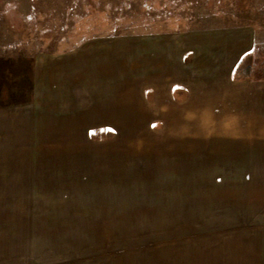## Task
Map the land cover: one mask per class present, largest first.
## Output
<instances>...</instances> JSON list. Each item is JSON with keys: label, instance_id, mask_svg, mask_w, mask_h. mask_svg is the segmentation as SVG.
I'll return each mask as SVG.
<instances>
[{"label": "rangeland", "instance_id": "obj_1", "mask_svg": "<svg viewBox=\"0 0 264 264\" xmlns=\"http://www.w3.org/2000/svg\"><path fill=\"white\" fill-rule=\"evenodd\" d=\"M241 29L252 33V45L264 60V0H0V73L6 86L14 85L27 68L31 72L44 64L46 56L103 53L110 42L117 63L127 59L132 64L126 76L132 88H143L152 101L153 95L145 94V87H152L140 81L145 75L141 62L156 60L162 44L170 58L180 49L197 53L195 63L183 66L184 73L210 68L219 78L237 54L234 45H228L229 32ZM236 34L233 42L238 44L243 40ZM88 65L92 68L91 62ZM152 71L150 82L157 84V71L148 73ZM253 74L250 79L258 80L260 73ZM112 93L115 102L92 107L91 116L102 118L113 110L119 114L125 102L118 91ZM181 95L184 100L179 102L184 103L193 92ZM27 96L3 88L0 103L18 104ZM126 100L131 112L127 103L124 130L91 132L93 147H110L116 155H77L74 152L91 148L84 138L45 139L44 134L50 138L54 133L44 129L42 105L33 109L34 138L18 141L16 155H11L15 141L0 142V151L2 143L13 144L4 148L10 155L0 152V228H5L0 246L9 232L16 236L21 230L19 245L0 252V264H264V172L248 171L263 168L257 163L264 164V149L242 150L257 157L229 156L223 142L205 136L221 131L220 125H192L188 118L177 128L154 123L158 137L168 130L187 133V138L197 134V143H186L198 152L191 157L198 169L196 187L183 190L187 194L182 200L195 202L188 214L182 210L180 219L179 211L147 213L145 198L153 202V211L160 198L156 189L155 194L145 189V152L138 150L145 148V118L137 119L140 104L134 94ZM188 106L182 111H190ZM153 111H159L157 100ZM129 112L134 121L129 122ZM68 122L58 120L54 128L72 135ZM112 137L116 140H104ZM181 147L184 151L183 143ZM11 159L14 170L7 167ZM188 174L181 172L183 178ZM12 202L20 204L17 211ZM11 217L20 220L11 222Z\"/></svg>", "mask_w": 264, "mask_h": 264}, {"label": "crops", "instance_id": "obj_2", "mask_svg": "<svg viewBox=\"0 0 264 264\" xmlns=\"http://www.w3.org/2000/svg\"><path fill=\"white\" fill-rule=\"evenodd\" d=\"M236 32V35L241 36L240 39L243 40L238 44L233 42ZM227 40L229 44L225 42L226 45H234L236 51L234 53L237 54L226 64V70L219 78L215 77L210 68L209 70L201 69L197 73H184L183 66L186 67L185 64L187 63L190 65L195 63L193 59L197 58V53H192V50L189 52L192 48L186 51L180 49L179 52L177 51L174 54L173 58H170L169 55H166L165 45L162 44L164 48L159 50L156 60L148 59L141 62L143 68L145 66V72L143 73L145 75L141 77L140 81H143L145 86L148 84L152 87H145V94L148 92L153 95L151 97L152 101L149 100L148 96L143 95V88H132L131 78L127 79L126 77L127 72L132 71V64H129L127 59L119 60L117 63L115 53L109 51L110 42L107 52L103 51V53L75 52L46 56L43 60L44 64H41V66L36 65V68L31 72H27V68L23 80L15 81L14 85L6 86L0 73V92L3 91V88H9L10 92L14 89L15 92L21 90L28 94L27 99H24L21 103L17 102L18 104L0 103V142H16L14 148H12L13 144L5 145L2 143V151L0 152L1 154L10 155L4 149L10 146L12 148L11 155H16L19 151L18 141L34 138L35 132L32 123L36 116L33 109L36 105H42L44 129L49 127L47 130L54 133L50 138H47L44 134L45 139L65 141L84 138L91 148L74 152L77 155L84 156L86 154L93 158H105L111 154L116 155V150L108 149L110 147L106 149L93 147L90 143L91 132L95 129L110 130L111 132H115L116 129L119 132L124 130L126 126L123 123L126 119L127 103L128 111H130V105L126 97L128 98V96L134 94L140 104L138 110L140 115L137 119L141 121L143 116L145 118V148L140 146L138 149L145 152V189L151 190V192L148 191L149 194H155L154 190L156 189V195L160 198L157 202V211L151 210L150 207H153V202H148L149 196L145 198V210L150 214L161 212L166 213V215L170 213L177 215L176 213L179 211L177 217L181 219L182 210H185L188 214L192 210V204L195 203L193 201L188 204V202L183 201L182 195L187 194L183 190L196 187L194 181L196 176L194 174L198 169L197 160L194 158L197 157L198 152L194 148V144L186 143V141L194 140L197 143L199 139L197 134L187 138V133L170 132V130L167 133L165 132L162 137H158L157 133L153 131L155 130L154 123L176 127L183 124V120L188 118V122L193 123L192 125H220L221 131L205 133V136L209 141L218 140L223 142L222 150H228L229 156L254 155L257 157L259 154L246 152L245 154L242 153V150H248L249 148L264 149V78L251 80L250 77L254 74L249 72H245L242 77L236 76V71L244 56L247 53L256 51L252 45V33L247 29L231 30ZM112 43L115 45L114 42ZM90 62L92 68L88 65ZM68 63L70 64L68 65ZM207 66L205 68H208ZM147 70L157 71V84L150 82V76L155 75L153 71L148 73ZM11 73L15 77L14 73L16 72L12 70ZM114 91H118L122 101L125 102V105L122 103L119 106V114H116L112 109V114L105 113L106 115L102 118L96 117V115L91 116L90 110L92 107H100L105 102H115L111 100ZM186 92H193V95L184 103H180L184 100L181 93ZM156 100L159 103V111L154 114L153 108H155ZM186 103L189 105L187 110L190 111L185 113L182 110L186 109ZM203 109L204 112H202ZM130 112L128 113L129 122L134 121ZM66 119L69 121L70 128L75 135L64 133V131H56L54 128L56 121ZM113 138L104 140H116V138ZM141 142L143 143V139ZM182 143L184 151L181 147ZM110 145L108 144V146ZM63 154L65 153L63 152ZM65 156L68 157V155ZM192 156H194V160L191 159ZM98 161H102V159ZM7 163V167L12 170L16 168L14 159L7 161ZM257 165L259 167L264 164L257 163ZM75 170L77 171V169ZM183 170L189 173L184 178L181 176ZM248 171L264 172V166L253 170L250 168ZM97 201L98 199L93 201L92 204H96ZM12 204L17 205V211L20 204L18 202H12ZM109 209L111 208L109 207ZM25 218L26 220L32 219L31 217ZM1 220L0 225L4 226ZM14 220L19 221L20 219H12L11 222ZM10 227L13 230L12 223ZM2 230H5V228L1 227L0 233ZM20 232L21 230L18 231L16 236L9 232L6 244L0 246V252L5 250V246L15 247V245H19L17 239L21 235ZM22 235L28 236L26 233ZM8 242L10 245H8ZM9 262L10 260H7L1 262V264H9Z\"/></svg>", "mask_w": 264, "mask_h": 264}, {"label": "trees", "instance_id": "obj_3", "mask_svg": "<svg viewBox=\"0 0 264 264\" xmlns=\"http://www.w3.org/2000/svg\"><path fill=\"white\" fill-rule=\"evenodd\" d=\"M259 57L260 56L257 54V51H252L250 53H247L244 56V58L242 59L240 65L236 71V76L242 77L245 72H249L251 74L260 73V76L258 78L260 79V77H261L263 79L264 78V68L260 67L259 65L260 64L264 65V60H262V59L260 60ZM255 68H256V70H255Z\"/></svg>", "mask_w": 264, "mask_h": 264}]
</instances>
